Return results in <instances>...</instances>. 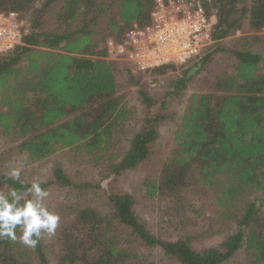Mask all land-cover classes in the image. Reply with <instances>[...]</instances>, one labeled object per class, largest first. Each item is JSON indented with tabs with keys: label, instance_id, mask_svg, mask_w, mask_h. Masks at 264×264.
<instances>
[{
	"label": "trees",
	"instance_id": "trees-1",
	"mask_svg": "<svg viewBox=\"0 0 264 264\" xmlns=\"http://www.w3.org/2000/svg\"><path fill=\"white\" fill-rule=\"evenodd\" d=\"M201 1L216 21L215 43L200 58L147 72L128 69L120 78L106 60V42H120L133 24L149 25L154 0H0V14L19 13L26 21L21 44L0 54V129L19 143L28 162L68 150L107 167L116 180L149 159L159 139L158 126L173 119L168 100L180 97L217 53L234 60L231 73L216 75L204 92L190 97L174 132L172 153L145 185L147 194L172 216L204 200L207 208L200 210L210 211L211 225L240 218L238 231L219 246L203 249H195L191 235L168 241L138 217L133 195L112 189L104 192L106 211L71 201L55 208L61 219L49 249L56 264H155L140 249L160 250L177 264H224L243 247L246 258L239 264H264V65L258 54L220 44L241 31L244 21L251 31H264V0ZM105 15L102 30H93ZM48 18L57 20L55 29L45 30ZM175 70L182 74L169 84L170 90L159 99L151 95L144 74L157 83L155 76ZM129 87L137 89L145 114L141 131L122 156L114 147L132 114L122 93ZM30 185L0 174L6 194ZM42 187L103 191L99 184H75L59 166ZM252 193L255 200L249 202L246 196ZM0 264L52 263L42 239L33 249L5 238L0 239Z\"/></svg>",
	"mask_w": 264,
	"mask_h": 264
},
{
	"label": "rangeland",
	"instance_id": "rangeland-1",
	"mask_svg": "<svg viewBox=\"0 0 264 264\" xmlns=\"http://www.w3.org/2000/svg\"><path fill=\"white\" fill-rule=\"evenodd\" d=\"M107 19V15L102 16L98 20L99 27L97 28V25H95L93 26V30H102ZM45 24V30H53L58 22L56 19L52 20L48 18ZM262 38H264V31H251L248 22L244 21L241 31L222 41L220 44L226 50L248 51L260 55L262 57L260 66H263L264 43L261 41ZM233 65L234 60L232 56L225 53H217L206 69L193 82L188 83L186 89L180 93V97L168 100L166 107L169 114L173 115V119L171 118L158 126L159 139L152 146L149 159L135 170L124 173L116 180L110 176L107 167H97L91 161H88V156L82 154L76 156L68 150L59 152L40 162H28L25 159V155L19 152V143L8 140L1 129L0 174L7 175L10 164L12 166H20L22 168L21 179L31 184L33 180L45 182L50 179L52 177V170L55 166H59L75 184H99L102 186L103 191L98 189L93 192H70L60 189L48 190L50 195L45 202L51 211L54 212L59 204H64V201H68V203L69 201L77 204L80 203V205L82 204L100 212L106 211L104 192L114 189L135 197V211L138 217L146 224L148 230L154 235L168 241L183 240L188 235H191L195 249L219 246L227 237L238 231V221L240 218L226 222L225 225L220 227L218 224L211 225L210 211L201 212L202 210H200L201 206L207 208L204 200L194 202V206L190 210H187L185 214H180L176 217L172 216L167 211V207L156 197H151L147 194L145 182L149 178L152 179L154 175L161 171L165 160L172 153L174 132L181 115L188 107L190 97L204 92L208 84L212 82V78L216 75L231 73ZM113 67L115 76L120 78L125 77L123 72L128 69L136 71L133 66L126 63H116ZM181 74V70H175L169 71L168 74L161 77L155 76L158 80L157 83H155V79L151 74H144L143 80L146 82L147 90L150 94L159 99L170 90L169 84L176 81ZM122 93L126 96L125 107L132 112L130 119L122 125L119 129V134L116 135L114 151L123 156L129 150L133 136L141 131V122L144 118L145 109L135 87L123 88ZM2 109L0 104V111ZM0 191L6 194V189L2 186H0ZM254 198V193L246 196V200L249 202L255 200ZM51 237L44 233L42 240L51 263L56 264L49 249ZM139 254L144 259L155 264H177L166 258L160 250L140 249ZM245 258L246 250L243 247L224 264H239Z\"/></svg>",
	"mask_w": 264,
	"mask_h": 264
},
{
	"label": "built area",
	"instance_id": "built-area-1",
	"mask_svg": "<svg viewBox=\"0 0 264 264\" xmlns=\"http://www.w3.org/2000/svg\"><path fill=\"white\" fill-rule=\"evenodd\" d=\"M215 17L209 18L201 0H154L151 23L133 24L120 42H106L107 62L126 63L138 72L182 66L200 58L213 45ZM26 22L19 13L0 14V54L22 42Z\"/></svg>",
	"mask_w": 264,
	"mask_h": 264
},
{
	"label": "clouds",
	"instance_id": "clouds-1",
	"mask_svg": "<svg viewBox=\"0 0 264 264\" xmlns=\"http://www.w3.org/2000/svg\"><path fill=\"white\" fill-rule=\"evenodd\" d=\"M21 172L20 166L10 164L7 178L23 186L25 181L21 179ZM43 183L42 180H33L30 186L22 190L10 188L7 194L0 191V239L19 241L34 249L44 233L55 235L61 218L46 204L50 193L42 187Z\"/></svg>",
	"mask_w": 264,
	"mask_h": 264
}]
</instances>
